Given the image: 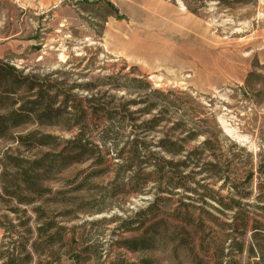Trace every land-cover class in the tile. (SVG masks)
<instances>
[{
    "label": "rangeland",
    "instance_id": "obj_1",
    "mask_svg": "<svg viewBox=\"0 0 264 264\" xmlns=\"http://www.w3.org/2000/svg\"><path fill=\"white\" fill-rule=\"evenodd\" d=\"M0 57L24 75H51L65 89L79 86L72 91L78 98L127 109L125 123L103 120L83 130L98 144L111 127L116 146L108 142L103 150L106 171L95 173L99 168L90 160L47 183L64 193L62 205H81L61 224L73 243L62 252L63 264L74 263L71 252L80 255L79 264H264V0H0ZM151 91L167 96L154 110L167 111L166 118L156 131L134 133L131 120L140 126L152 119L141 113ZM3 103L0 92V115ZM79 130L31 125L14 135L40 131L65 141ZM137 134L165 160L199 155V166L184 170L193 191L170 195L158 192L171 191L167 183L150 182L144 192H130V174L120 172L118 154ZM164 139L176 142L182 154L166 153L159 147ZM15 151L16 144L0 140V159ZM211 163L246 178L254 172L253 179L240 180L251 187L240 201L249 226L239 225L237 210L223 211L206 198L218 212L201 202L210 191L225 201L237 198L223 172L220 180L211 177ZM134 218L163 224L123 228ZM2 236L0 230V244ZM138 238L148 240L147 248L130 250Z\"/></svg>",
    "mask_w": 264,
    "mask_h": 264
},
{
    "label": "trees",
    "instance_id": "obj_2",
    "mask_svg": "<svg viewBox=\"0 0 264 264\" xmlns=\"http://www.w3.org/2000/svg\"><path fill=\"white\" fill-rule=\"evenodd\" d=\"M64 87L65 83L53 80L51 75H24L23 72L0 59V92L1 97L8 102L3 103L4 114L0 115V140L17 145V151L6 152L0 159V230L3 232L0 264H63L64 253L62 252L67 247L71 249L73 243L66 239L67 228L61 224L71 212L75 213L76 208H81V205H62L63 201L59 197H63L64 193L54 191L47 183L73 165L90 160H94L93 167L99 168L95 173L106 171L108 161L106 155H103V150H106L108 142L116 146V138L112 135L111 127H105L98 139V144L88 139L83 130L96 126L97 122L100 125L103 120L110 125L119 123L118 120L122 123L127 122V117L124 115L127 112L126 108L123 113L120 110L108 109L107 105L97 104L94 99L87 100L74 95L72 91L79 89V86L66 89ZM86 90L93 89L91 85H88ZM164 97L167 96L159 91L150 92L147 99L149 105L141 113L151 115L152 119L140 126L133 125L135 120H131L130 125L134 133L157 130L161 122L165 120L167 111L154 114V110L158 107L157 102L160 98ZM130 105L134 106L135 103ZM91 111L95 114L102 113L105 119L95 120L90 114ZM31 125L66 131L79 128L81 131L79 130L73 138L65 141L40 131L14 135L15 130ZM195 135L197 134L191 135L189 139ZM137 137H139L138 134L129 141L127 152L124 149L118 154L119 159L124 161L120 172L130 174L126 185L131 187V193L144 192L143 187L150 182L167 183L171 191L159 189L158 192L170 195L178 194L177 190L193 191L187 187V180L190 178L184 175V170L191 166L195 168L199 166V155L196 152L188 154L183 161L165 160L159 157L158 153L151 152L149 147L140 142ZM209 144V141L205 142L206 146ZM159 147L172 156L182 154L181 147L170 140H162ZM219 165V163L209 164L208 172L216 180L222 179L224 173V176H227L224 178V185L232 181L229 184L237 198L225 201L210 191L201 195V202L207 204L205 201L207 198L218 203L223 211L237 210L239 225L247 227L251 222L242 215L240 201L247 197V190L251 187L244 184L246 181L242 184L240 180L253 179L255 174L250 170L245 173L248 174L246 178L237 169L226 172L219 169ZM148 169L152 171L146 173L145 170ZM116 178L118 179L116 182L122 181L121 174L118 173ZM53 205L58 206L56 210L52 209ZM183 206L190 207L184 204ZM212 208L220 211L217 207L212 206ZM2 212L5 213L1 214ZM150 222L149 226L153 228L163 224V221H142L134 218L124 221L123 228H129L136 223L144 226ZM255 224L260 223L255 222ZM130 244V250L137 248L135 246L138 245L141 248H147L148 240L138 238L132 240ZM71 254L73 264H79L80 255L73 252ZM251 255H255L254 248H250ZM113 264L127 263L118 260Z\"/></svg>",
    "mask_w": 264,
    "mask_h": 264
},
{
    "label": "bare ground",
    "instance_id": "obj_3",
    "mask_svg": "<svg viewBox=\"0 0 264 264\" xmlns=\"http://www.w3.org/2000/svg\"><path fill=\"white\" fill-rule=\"evenodd\" d=\"M156 19H158V17L156 16V15H152L150 18H149V21L150 22H155L156 21Z\"/></svg>",
    "mask_w": 264,
    "mask_h": 264
},
{
    "label": "crops",
    "instance_id": "obj_4",
    "mask_svg": "<svg viewBox=\"0 0 264 264\" xmlns=\"http://www.w3.org/2000/svg\"><path fill=\"white\" fill-rule=\"evenodd\" d=\"M1 58V57H0Z\"/></svg>",
    "mask_w": 264,
    "mask_h": 264
}]
</instances>
